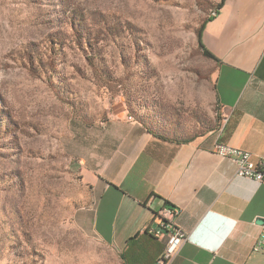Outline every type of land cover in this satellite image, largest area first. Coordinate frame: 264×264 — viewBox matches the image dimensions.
Masks as SVG:
<instances>
[{
    "label": "rangeland",
    "instance_id": "374dc122",
    "mask_svg": "<svg viewBox=\"0 0 264 264\" xmlns=\"http://www.w3.org/2000/svg\"><path fill=\"white\" fill-rule=\"evenodd\" d=\"M220 0H0V264H119L83 160L125 112L189 137L221 118L197 37Z\"/></svg>",
    "mask_w": 264,
    "mask_h": 264
},
{
    "label": "crops",
    "instance_id": "0c3cea01",
    "mask_svg": "<svg viewBox=\"0 0 264 264\" xmlns=\"http://www.w3.org/2000/svg\"><path fill=\"white\" fill-rule=\"evenodd\" d=\"M202 44L218 59L216 126L182 137L115 113L82 162L95 193L91 230L119 264H154L164 239L146 229L165 205L180 209L188 233L169 264H264V183L237 176L213 150L219 142L264 157V0H224Z\"/></svg>",
    "mask_w": 264,
    "mask_h": 264
},
{
    "label": "built area",
    "instance_id": "2783aa9c",
    "mask_svg": "<svg viewBox=\"0 0 264 264\" xmlns=\"http://www.w3.org/2000/svg\"><path fill=\"white\" fill-rule=\"evenodd\" d=\"M128 118L132 119L131 116ZM213 150L220 158H227L233 162L237 176L264 183V157L254 160L249 150L219 142L215 143ZM179 214L178 207L165 205L156 213L157 225L147 227L149 234L164 239L163 249L154 264H169L182 243L188 239L187 231L178 223ZM257 248L258 245L254 246V249Z\"/></svg>",
    "mask_w": 264,
    "mask_h": 264
},
{
    "label": "trees",
    "instance_id": "16d2710c",
    "mask_svg": "<svg viewBox=\"0 0 264 264\" xmlns=\"http://www.w3.org/2000/svg\"><path fill=\"white\" fill-rule=\"evenodd\" d=\"M223 2H224V0H220V1H219L218 5H217V8H216V10H215V13H216V12L218 11V9L222 6ZM213 16H214V15H213ZM213 16H208V17L203 21V23L201 24L200 29H199V31H198L197 41H198L199 48H200L201 51H202V54H203L204 56H206V57H208V58H210V59H212V60L218 62V59H217L213 54H211L206 48H204V46H203V44H202V31H203V28H204L206 22H207L208 20H210Z\"/></svg>",
    "mask_w": 264,
    "mask_h": 264
}]
</instances>
